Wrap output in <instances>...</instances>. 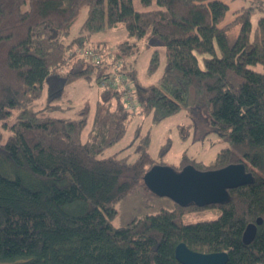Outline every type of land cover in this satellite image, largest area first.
<instances>
[{
	"label": "trees",
	"instance_id": "obj_1",
	"mask_svg": "<svg viewBox=\"0 0 264 264\" xmlns=\"http://www.w3.org/2000/svg\"><path fill=\"white\" fill-rule=\"evenodd\" d=\"M139 3L137 11L133 0H0V123L8 131L5 138L0 132V264H181L174 256L179 243L202 253L227 252L225 264H264V0L229 21L221 0ZM83 7L80 34L64 44L61 36ZM118 24L129 39L114 51L87 43ZM236 26L230 44L227 33ZM130 38L163 46L165 67L156 83L140 82L125 62L135 53ZM83 48L97 52L98 62L77 57L84 68L62 71ZM159 60L154 50L148 75ZM117 65L122 83L102 87ZM91 74L100 90L93 111L85 104L73 116L55 115L71 109L51 103L64 86ZM46 81L48 99L35 108ZM130 85L134 112L124 104ZM181 108L205 115L227 146L210 164L183 160L176 171L242 163L251 183L228 190L222 205L175 204L114 226L116 204L157 162L144 151L133 162L100 155L123 138L131 114L159 123ZM211 208L220 210L217 218L183 222L188 210ZM258 218L254 239L244 244L245 227Z\"/></svg>",
	"mask_w": 264,
	"mask_h": 264
},
{
	"label": "rangeland",
	"instance_id": "obj_2",
	"mask_svg": "<svg viewBox=\"0 0 264 264\" xmlns=\"http://www.w3.org/2000/svg\"><path fill=\"white\" fill-rule=\"evenodd\" d=\"M221 1L228 6L226 21H229L235 16L236 11L241 10L243 7L251 6L257 0ZM133 5L137 11L142 9L139 0H133ZM149 8H155V3L153 2ZM86 15L87 8L83 7L78 17L71 24L68 33L61 36V41L64 44L70 43L74 37L80 34ZM257 17L258 15L254 13V16L251 18L252 22H255ZM238 31L239 27L236 26L227 33L230 44L235 40ZM127 39L129 38L127 37L123 24H118L115 28L106 29L90 35L87 43L89 45L99 44L102 47H107L109 51H114L119 43ZM130 41L136 43L135 53L125 57V62L136 71L137 78L140 82L143 84L156 83L165 67V52L163 46L148 39L135 40L130 38ZM154 50H157L160 54L159 66L154 74L148 75L147 66ZM77 57L81 58L76 55L68 58L66 68L62 67L61 70L66 71L67 69H77L78 67L84 68L85 65L80 63ZM253 68L260 69V66L257 65ZM48 87L49 83L46 81L42 87L40 97L35 101V108H40V106L46 103L49 95ZM128 87L131 91L132 86L130 85ZM99 91V85L94 74H91L90 80L81 78L66 84L62 97L60 99H53L51 103L61 101L63 107L70 106L71 109L66 112H55V115L62 116L66 114L73 116L74 111L83 107L85 104L90 107L92 112L95 102L98 99ZM131 115L132 117L123 138L106 149L100 157L109 158L114 156L116 158H126L129 162H133L144 151L152 160L157 162L156 165L167 166L178 170L183 164V160L202 161L210 164L216 154L227 146L211 128L207 117L195 109L187 110L181 108L177 113L159 123H153L150 115ZM7 123L9 124V122ZM182 128H185L187 132L184 137L182 136ZM0 132L3 133L4 138L8 134V131L3 128L1 123ZM85 133L86 130H84L82 135L83 140H85ZM174 208L175 203L171 199L156 195L142 183L116 204V215L111 223L116 227H121L136 218L153 215L161 209L172 210ZM219 214L220 210L217 208L198 211L188 210L183 217V222L189 224L209 221L217 218Z\"/></svg>",
	"mask_w": 264,
	"mask_h": 264
},
{
	"label": "water",
	"instance_id": "obj_3",
	"mask_svg": "<svg viewBox=\"0 0 264 264\" xmlns=\"http://www.w3.org/2000/svg\"><path fill=\"white\" fill-rule=\"evenodd\" d=\"M143 184L160 197H167L180 207L222 205L228 199V190L252 181V175L245 171L242 163L200 171L186 165L176 171L171 167L154 165L143 176ZM262 220L248 224L243 232L242 241L249 244L255 237L257 226ZM174 256L181 264H225L227 252L202 253L191 250L184 243L174 249Z\"/></svg>",
	"mask_w": 264,
	"mask_h": 264
},
{
	"label": "built area",
	"instance_id": "obj_4",
	"mask_svg": "<svg viewBox=\"0 0 264 264\" xmlns=\"http://www.w3.org/2000/svg\"><path fill=\"white\" fill-rule=\"evenodd\" d=\"M76 55L79 57L90 58L94 62H98V59H99V54L89 48H83V49L77 50ZM121 83H122V78L119 73V65H117L113 67L110 77L106 80H103L100 85L102 87L108 85L110 87L116 88ZM124 104L128 110L134 111L136 109V104L133 101L129 87L126 88Z\"/></svg>",
	"mask_w": 264,
	"mask_h": 264
}]
</instances>
